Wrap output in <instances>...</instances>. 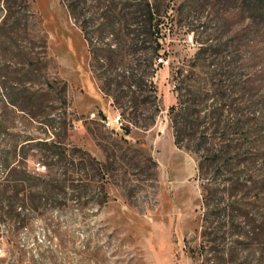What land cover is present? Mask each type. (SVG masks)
<instances>
[{"label": "rangeland", "instance_id": "374dc122", "mask_svg": "<svg viewBox=\"0 0 264 264\" xmlns=\"http://www.w3.org/2000/svg\"><path fill=\"white\" fill-rule=\"evenodd\" d=\"M155 1L162 15L159 51L171 62L169 67H155L152 52H138L145 59L139 71H146L152 87L148 94L155 99L135 108L128 92L134 89L128 86V70L135 67L131 54L124 47L112 65L102 50L118 48L126 29L120 32L116 24L111 30L105 16L132 10L127 4L133 0H84L80 4L78 13L89 20V30L103 24L104 30L94 31L92 41L102 54L97 59L63 0H28V13H34L28 16L29 36L36 31L46 36L45 77L67 84L70 121L64 142L76 149L75 161L88 163L90 159L92 163L91 167L87 164L88 172L72 176L81 192L69 189L67 195L45 197L43 215L32 217L16 231L17 245L29 264H264V17L251 10L248 0ZM201 21L209 25L208 32L231 40L238 59L233 94L221 102L223 119L236 109L250 118V137L236 139L245 145L239 150L240 159H245L239 164L237 158L230 161L233 171L244 172L232 186L222 179L229 173L219 175L216 194L209 189L214 187L211 176L199 173L197 157L175 144L168 115V107L176 101L175 70L186 67L200 39L206 37L196 31L198 44L188 47L185 33ZM109 68L110 73L104 74ZM59 81L51 96L54 105L62 102ZM118 81L123 83L120 89H116ZM117 113L123 125H129L128 134L123 128L111 129L102 118ZM45 127L25 111L6 106L0 88V151L14 145L19 149L18 134L50 136ZM27 162L30 168L46 173L34 156ZM224 205L225 216H217ZM6 237L4 231L0 264H19L16 256L5 253ZM222 248L227 255L218 252Z\"/></svg>", "mask_w": 264, "mask_h": 264}, {"label": "trees", "instance_id": "16d2710c", "mask_svg": "<svg viewBox=\"0 0 264 264\" xmlns=\"http://www.w3.org/2000/svg\"><path fill=\"white\" fill-rule=\"evenodd\" d=\"M63 1L69 15L82 31L92 56L95 59L100 58L102 54L98 53V47L93 48L92 41L94 31L104 30L103 24L89 30V20L77 10L84 0ZM17 2L3 0L0 7V88L3 90L6 106L25 111L32 121L43 122L46 126L44 132L51 134L46 137L38 136L36 133L18 134L17 137L21 140L19 149L14 145L10 150L0 151L3 171L0 174V236L4 231L7 232L6 254L16 256L19 264H29V261L23 259L24 252L17 245L16 231L27 226L32 217L43 215L46 208L45 197L67 195L69 189L72 193L75 190L80 191L79 186L73 184L72 176L78 172H88L87 164L91 167L92 163L90 159L88 163L84 160L75 161L76 149L68 148L64 142V138L68 136L70 121L66 109L67 84L45 77L44 70L48 65L46 36L40 31L29 36L28 16L34 17V13H28L30 10L28 0H19V4ZM247 2H251L253 12L264 17V0ZM129 6L133 9L121 15L112 13L105 16L109 20L111 30L116 28V24L120 25L118 31L126 29L123 32L125 38L118 39L120 41L118 48L102 50L105 52L103 56L110 59L112 65L118 62L115 57L119 56V51L124 47L131 54L135 67L128 70L130 81L128 86H133L134 89H129L128 92H131L130 101L134 103V107L139 108L154 100L155 95L148 94L152 87L147 84L146 71H139L145 59L142 58L143 53L138 52H152L153 63L160 54L159 25L162 22V15L155 0H133V3L127 4V8ZM209 28L205 21L189 28L194 33L199 31L206 37L200 39V46L193 57L185 63L186 67H178L175 70L173 78L177 80L176 101L168 107V115L175 144L197 157L199 173L211 176L210 184L214 187L209 189L212 190L211 193L216 194L219 184L217 179L221 174L229 173L222 179L232 186L244 172L233 171L230 161L237 158L239 164L245 159H240L239 151L245 145L236 143V139L246 141L250 137L248 130L250 118L247 113L236 109L229 110L231 116L227 114L228 119H223L225 110L221 102L233 94L238 59L231 49V40L224 39L221 33L215 35L208 32ZM196 40H199L198 37ZM236 50L237 48L234 49ZM121 60L122 56L119 62ZM110 69H105L103 73H110ZM57 81L61 82L58 90L62 101L60 105H54L51 97ZM116 85V89H120L123 83L118 81ZM207 102L209 105L205 107ZM134 124L137 123L134 121ZM148 127L150 124L143 125L144 129ZM122 128L124 134L130 132L129 125H123ZM234 134L237 137H234ZM26 145L29 148L24 150ZM30 151L33 153H28ZM246 152L247 150H243L242 154ZM19 154L20 158H17ZM29 156H34L44 164L46 173L30 168L27 162ZM97 164L105 166L101 162ZM59 166L61 170L57 173L55 170ZM225 212L224 205L218 209L217 216H225ZM229 218L233 222L232 211ZM211 240L215 241L216 237ZM218 252L227 255L224 248ZM0 259L3 257L0 256Z\"/></svg>", "mask_w": 264, "mask_h": 264}, {"label": "built area", "instance_id": "2783aa9c", "mask_svg": "<svg viewBox=\"0 0 264 264\" xmlns=\"http://www.w3.org/2000/svg\"><path fill=\"white\" fill-rule=\"evenodd\" d=\"M183 41L188 47H190V46L194 47L198 44L196 37L194 35V32L192 30L187 31L185 33V37H184ZM199 46H200V44H198L197 48ZM197 48L194 49L192 55H194ZM159 53L160 54L154 60L153 65L155 67H157V66L158 67H169L170 62H171L170 58L164 54V51H162V52L159 51ZM173 86L175 87L174 83H173ZM104 121H105L106 125L109 126L111 129H120L123 127V120L121 119V116L119 113H117L116 115H113L111 118L105 117Z\"/></svg>", "mask_w": 264, "mask_h": 264}]
</instances>
